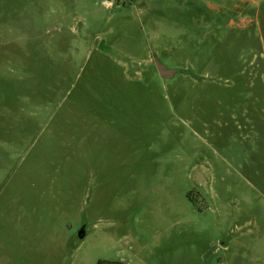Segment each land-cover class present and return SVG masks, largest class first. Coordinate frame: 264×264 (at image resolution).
Returning <instances> with one entry per match:
<instances>
[{
  "label": "rangeland",
  "instance_id": "obj_1",
  "mask_svg": "<svg viewBox=\"0 0 264 264\" xmlns=\"http://www.w3.org/2000/svg\"><path fill=\"white\" fill-rule=\"evenodd\" d=\"M0 264H264V0H0Z\"/></svg>",
  "mask_w": 264,
  "mask_h": 264
},
{
  "label": "water",
  "instance_id": "obj_2",
  "mask_svg": "<svg viewBox=\"0 0 264 264\" xmlns=\"http://www.w3.org/2000/svg\"><path fill=\"white\" fill-rule=\"evenodd\" d=\"M154 64H155V67L157 69V72H158L159 76L162 77L163 79H171V78L174 77V75L176 73V70L168 69L165 65H163L157 59L154 60ZM78 237L80 239L84 237V230L83 229H81L78 232Z\"/></svg>",
  "mask_w": 264,
  "mask_h": 264
}]
</instances>
